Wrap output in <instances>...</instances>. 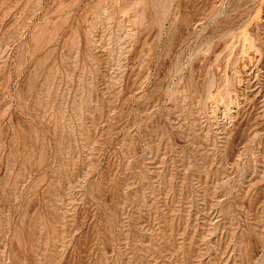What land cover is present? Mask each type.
Wrapping results in <instances>:
<instances>
[{
	"label": "rangeland",
	"instance_id": "374dc122",
	"mask_svg": "<svg viewBox=\"0 0 264 264\" xmlns=\"http://www.w3.org/2000/svg\"><path fill=\"white\" fill-rule=\"evenodd\" d=\"M0 264H264V0H0Z\"/></svg>",
	"mask_w": 264,
	"mask_h": 264
}]
</instances>
